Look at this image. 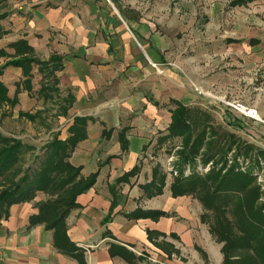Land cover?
I'll return each instance as SVG.
<instances>
[{"label": "rangeland", "instance_id": "374dc122", "mask_svg": "<svg viewBox=\"0 0 264 264\" xmlns=\"http://www.w3.org/2000/svg\"><path fill=\"white\" fill-rule=\"evenodd\" d=\"M101 2L139 50L156 53L158 61L151 66L161 78L170 75L174 86L181 79L196 94V104L187 106L192 118L188 131L167 137L176 104L171 99L160 106L165 117L151 127L153 144L146 156L148 172L153 169L161 182L138 186L158 195L167 180L175 197H193L198 230L218 250L219 263H213L200 249L205 264H264V0ZM131 22L143 23L145 36L131 31ZM6 31L0 25V66L16 58ZM54 67L11 66L0 77L8 88V99L0 102V133L34 148H26L17 168L0 179V190L25 172L32 175L48 166L53 160L48 146L72 136L73 96L56 88L58 75L50 73ZM235 104L255 110L259 118L238 111ZM78 126L77 136L86 139L88 123ZM140 174L137 167L129 181ZM167 251L168 260L196 258ZM139 255L157 264L152 255Z\"/></svg>", "mask_w": 264, "mask_h": 264}, {"label": "crops", "instance_id": "0c3cea01", "mask_svg": "<svg viewBox=\"0 0 264 264\" xmlns=\"http://www.w3.org/2000/svg\"><path fill=\"white\" fill-rule=\"evenodd\" d=\"M105 9L101 0H0V25L12 42L26 40L42 60L63 58L57 87L72 94L75 118H89L88 137L70 161L82 167L84 178L98 173L95 184L78 196L80 206L55 229L29 227L46 196L12 205L9 218L0 221L2 264H130L129 252H146L157 264H205L200 249L219 263L215 244L198 230L192 196L175 197L167 180L158 195L138 186L161 182L153 169L148 172L146 156L151 127L165 117L160 106L171 99L196 104V94L181 79L174 86L170 75L161 78L151 66L156 53L139 50ZM129 27L142 35L148 31L143 23ZM135 167L142 168L136 186L120 180ZM65 238L70 246L64 250ZM168 249L196 258L168 260ZM142 258L138 264H153Z\"/></svg>", "mask_w": 264, "mask_h": 264}, {"label": "trees", "instance_id": "16d2710c", "mask_svg": "<svg viewBox=\"0 0 264 264\" xmlns=\"http://www.w3.org/2000/svg\"><path fill=\"white\" fill-rule=\"evenodd\" d=\"M120 12L121 7L117 6ZM255 41H252L254 43ZM12 46L16 49V58L9 60L5 65L0 66V77L4 74L8 67H22L27 69L31 64H37L40 67L55 66L50 70L51 74L57 73L64 68V60L59 55H52L48 60H42L36 57L34 48L28 44L26 40L18 41ZM32 74H29L30 79ZM56 88L59 84L58 76H55ZM58 89V88H57ZM8 88L2 80H0V102L7 100ZM176 104L172 112V122L169 126V137L173 133L179 131H188L192 128V118L190 116V108L182 102L173 99ZM158 104V102H155ZM89 118L76 117L70 130L72 136L66 140H56L48 146L47 155H52L53 160L50 164L44 165V168L29 175L25 172L18 180L12 181L8 186H4L0 190V221L8 219L10 216V207L14 204L30 202L34 200L39 191L45 192L49 197L37 204L38 212L31 215L29 227L38 224H45L48 229H55L61 226L65 218L70 212L80 206L77 198L82 193L90 189L96 182L98 173H93L87 178L81 175L82 167L75 166L70 161V157L74 152L77 143L82 141L84 137L77 136L78 125H82ZM165 139V138H164ZM26 148L34 149L14 138L7 137L0 133V179L5 178L21 161V157L26 153ZM46 161V160H45ZM44 161H42L43 164ZM46 164V162H45ZM49 168V171H48ZM137 170V167L127 172L120 180H125ZM14 180V179H13ZM114 209V205L112 211ZM112 213V212H111ZM165 214V213H163ZM162 214V215H163ZM111 219V215L106 218V222ZM70 246L68 238L60 244V248L66 249ZM127 261L130 264H138L142 261L141 256L134 253L127 254Z\"/></svg>", "mask_w": 264, "mask_h": 264}, {"label": "built area", "instance_id": "2783aa9c", "mask_svg": "<svg viewBox=\"0 0 264 264\" xmlns=\"http://www.w3.org/2000/svg\"><path fill=\"white\" fill-rule=\"evenodd\" d=\"M234 107L240 111V112H243L245 113L246 115H249L251 116L252 118H259L257 112L255 110H251V109H247L244 105L242 104H235ZM3 258H4V254H3V251L2 249L0 248V264H2L3 262Z\"/></svg>", "mask_w": 264, "mask_h": 264}]
</instances>
